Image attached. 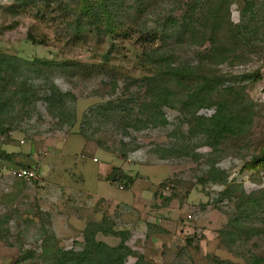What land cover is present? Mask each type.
<instances>
[{"label":"rangeland","instance_id":"374dc122","mask_svg":"<svg viewBox=\"0 0 264 264\" xmlns=\"http://www.w3.org/2000/svg\"><path fill=\"white\" fill-rule=\"evenodd\" d=\"M27 1L0 0V56L15 58L8 63L18 68L9 74L4 62L0 77V109L9 104L0 114V264H63L49 260L46 248L82 252L97 225L98 242H125L134 252L127 264L140 257L152 264L264 257V205L244 213L249 231L242 228L232 250L221 234L239 228V191H264V165L256 163L264 151V0H239L226 13L224 24L259 32L251 48L237 55L229 49L222 62L206 59L201 27L185 32L187 43L174 52L180 64L215 72L220 87L235 86L240 121L217 141L194 131L180 92L152 116L148 84L160 70L145 55L166 48L151 37L168 31L164 42L173 43L185 13L196 4L198 26L213 1L104 0L115 34L81 16L87 0L47 7L33 0L37 8ZM216 112L209 101L195 115L210 120ZM20 168L37 178L14 177Z\"/></svg>","mask_w":264,"mask_h":264},{"label":"trees","instance_id":"16d2710c","mask_svg":"<svg viewBox=\"0 0 264 264\" xmlns=\"http://www.w3.org/2000/svg\"><path fill=\"white\" fill-rule=\"evenodd\" d=\"M51 1L52 0H44L43 3L46 4L47 7V5L51 4ZM211 1L214 2L213 6L209 9L208 14L202 16L204 19L198 22V26H195V19L193 18V13L196 9V4H194L193 11L190 8V11L185 13L183 18L186 17V21L181 26L183 28L180 27V30H178L177 36H179L175 38L173 43L164 42L166 36L163 35L168 32L164 31L158 36L155 35L154 38L151 37V39L153 42H156L155 38L159 39L158 41H162L166 44V48L161 46L154 47L151 50L145 51V55L147 58L146 61L149 63L148 65L156 66V68L160 70V74H155L154 78H152L153 81H149L148 84V95L151 98L149 107L154 110L152 116L157 118L162 115L161 108L171 106L173 102L176 103V100L180 96V92L181 97L183 98V110L193 116L194 120H196V128L194 131L203 132L209 138L217 141L223 139L224 136L229 133L233 134L236 124L240 121V116H238L240 113L238 112L239 97L233 96L235 86L230 85L227 87H220L215 72L210 69H205L204 67L202 70H196L193 65L180 64L174 52L177 53L178 47L187 43L183 39L188 34L193 33V30L197 29L198 31V28L204 27L206 29L204 31V40L205 42L208 41L210 44L209 54L211 57L204 53L203 57L206 59L214 58L216 61L222 62L226 59L224 53L228 52L229 49H235V55H237L238 49L241 48V46L248 49L251 48L254 42L253 39L258 37L259 32L253 31L249 25H232L230 21L224 24L226 18L227 20L229 19L232 5L239 0ZM29 3H32L34 8H37V3L35 1H27L25 2V5H28ZM82 9L81 16H91V18L95 19L97 23H103L108 33H116L117 26L114 22V16L104 0H87ZM226 13L229 14V16ZM79 21H82V17H80ZM79 21L77 25L72 26V30L75 31V33L81 29L80 27H82ZM226 26L228 27L226 30L227 36L220 38V31ZM31 40H33V38H31ZM0 59L1 77V71H6L7 65L3 63L15 61L16 59L8 56H0ZM8 70H11L9 74H14L18 71V68L12 63H8ZM52 90V96L50 97L57 101L62 95H60V91L56 87ZM209 101L210 103H215L217 105V112L215 115L210 120L196 117L195 114H197L202 107L207 106ZM7 103V101L2 103L0 114L7 109L9 105ZM256 163L257 165H264V151L261 153V156L256 158ZM239 192H241V198L243 199V207L241 205L238 207L239 211H241L238 213L237 220L239 228H236L233 231L225 230L221 233L227 248L230 250H232L242 235H245V231H243L242 228L249 231L247 224H244L245 222L241 220L249 217L247 215L250 214L249 210L253 211L264 205V191L260 194L252 195H246L242 190ZM241 222L243 223L241 224ZM98 230H101V226L99 225L95 226L92 231L87 233L85 237L86 246L82 252L58 249L52 253V249L46 248L45 254L49 260L53 261V263L60 260L63 264H127L128 258L134 256V252L125 244V242H122L115 248L109 247L103 242H98L95 235ZM250 260L247 259L246 262H248V264H264L263 256L254 254ZM217 263L222 264L223 261L219 260ZM225 263L228 264L230 262ZM136 264L152 263L146 262L143 257H140Z\"/></svg>","mask_w":264,"mask_h":264},{"label":"built area","instance_id":"2783aa9c","mask_svg":"<svg viewBox=\"0 0 264 264\" xmlns=\"http://www.w3.org/2000/svg\"><path fill=\"white\" fill-rule=\"evenodd\" d=\"M11 174L18 179L28 182L34 181L37 178L36 173L27 168H20L19 170L11 172Z\"/></svg>","mask_w":264,"mask_h":264},{"label":"crops","instance_id":"0c3cea01","mask_svg":"<svg viewBox=\"0 0 264 264\" xmlns=\"http://www.w3.org/2000/svg\"><path fill=\"white\" fill-rule=\"evenodd\" d=\"M22 181L28 182V181H26V180H22ZM31 182H32V181H31Z\"/></svg>","mask_w":264,"mask_h":264}]
</instances>
